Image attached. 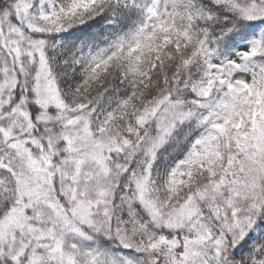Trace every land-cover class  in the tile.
I'll list each match as a JSON object with an SVG mask.
<instances>
[{"label":"trees","instance_id":"1","mask_svg":"<svg viewBox=\"0 0 264 264\" xmlns=\"http://www.w3.org/2000/svg\"><path fill=\"white\" fill-rule=\"evenodd\" d=\"M154 2L0 0V264H264V0Z\"/></svg>","mask_w":264,"mask_h":264},{"label":"rangeland","instance_id":"2","mask_svg":"<svg viewBox=\"0 0 264 264\" xmlns=\"http://www.w3.org/2000/svg\"><path fill=\"white\" fill-rule=\"evenodd\" d=\"M53 1L54 0H40V7L41 17H49L52 15L53 10ZM171 0H155L153 5L151 6V13L152 16L150 17L147 28H151L155 23L154 19H157L161 16V11L171 9L172 6L170 4ZM173 1V0H172ZM160 13V14H159ZM164 13V12H163ZM165 14V13H164ZM8 34H3L2 39L5 40L7 38ZM11 40H9L10 42ZM16 42V40H15ZM17 43V42H16ZM30 44V43H28ZM259 48H261V42L257 39L245 42L241 44L237 50L231 53L230 56L226 57L223 61H219L216 65L219 67H224L225 65H228L226 67V70L224 71V75H229V83L230 86L234 90H240V91H252L253 89H256L261 94V87L260 82L257 81L256 85H254L253 77L258 78L260 75V66L256 64L255 62H251L248 60L249 56H251L253 53H255ZM260 102V97L258 96L256 98V105L253 107V114L252 117H255L259 111L258 104ZM224 117H218L216 119V122L214 123V128L217 130L223 129L225 126ZM85 132V131H84ZM78 130H75V135L70 138L72 141H75L76 139H79V145L81 147H84L82 138L80 137V134ZM210 135L200 139L198 141L199 144H203L204 141L208 140ZM87 138V136H86ZM88 140V139H87ZM78 146V145H75ZM72 148V146H70ZM69 147V148H70ZM197 153V147H193V149L188 153L185 160H187L191 154ZM35 175L38 177V180H34L35 187L37 189L38 184H43L44 178L48 175V172L50 171L49 164L46 160V157L41 156L40 160H37L35 165ZM34 179V178H32ZM81 206V207H80ZM83 203L77 204V210H81L83 208ZM74 213H75V209ZM84 212H87V208L84 210ZM80 214H83V212L80 211ZM56 215L59 217H63V213L57 212ZM78 215V214H76ZM81 219H83L82 215H78ZM43 236H47L45 233H40ZM46 247H49L46 249V253L50 258L57 259V253H63L62 249V242L59 241V239L54 242V244L46 243ZM111 264H117L115 262H110Z\"/></svg>","mask_w":264,"mask_h":264}]
</instances>
